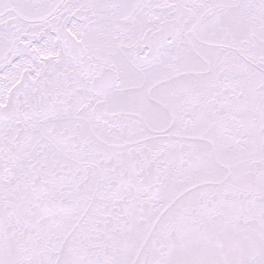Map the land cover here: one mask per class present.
Masks as SVG:
<instances>
[{"label": "snow or ice", "instance_id": "1", "mask_svg": "<svg viewBox=\"0 0 264 264\" xmlns=\"http://www.w3.org/2000/svg\"><path fill=\"white\" fill-rule=\"evenodd\" d=\"M0 264H264V0H0Z\"/></svg>", "mask_w": 264, "mask_h": 264}]
</instances>
